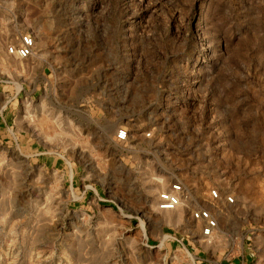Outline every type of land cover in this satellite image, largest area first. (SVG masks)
<instances>
[{"label":"rangeland","instance_id":"1","mask_svg":"<svg viewBox=\"0 0 264 264\" xmlns=\"http://www.w3.org/2000/svg\"><path fill=\"white\" fill-rule=\"evenodd\" d=\"M0 264H264V0H0Z\"/></svg>","mask_w":264,"mask_h":264},{"label":"built area","instance_id":"2","mask_svg":"<svg viewBox=\"0 0 264 264\" xmlns=\"http://www.w3.org/2000/svg\"><path fill=\"white\" fill-rule=\"evenodd\" d=\"M35 46L34 38L30 34L20 36L19 43L15 46H10L8 52L20 59H25L32 55ZM116 138L119 142H123L127 138V132L124 129H119ZM184 188L180 182H174L166 190L158 193L157 208L160 211H174L183 206ZM209 198L213 201H219L221 196L216 189L209 191ZM226 204L233 202L231 196L224 197ZM191 218L201 224V235L204 238L212 236L217 228V219L213 216L209 208H199L191 213Z\"/></svg>","mask_w":264,"mask_h":264},{"label":"bare ground","instance_id":"3","mask_svg":"<svg viewBox=\"0 0 264 264\" xmlns=\"http://www.w3.org/2000/svg\"><path fill=\"white\" fill-rule=\"evenodd\" d=\"M10 54V53H9ZM11 55V54H10ZM154 206V205H153Z\"/></svg>","mask_w":264,"mask_h":264}]
</instances>
